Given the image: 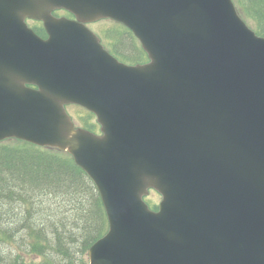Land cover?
<instances>
[{
    "label": "water",
    "instance_id": "water-1",
    "mask_svg": "<svg viewBox=\"0 0 264 264\" xmlns=\"http://www.w3.org/2000/svg\"><path fill=\"white\" fill-rule=\"evenodd\" d=\"M100 19L125 25L149 62L112 57L85 26ZM8 138L68 152L95 185L108 230L89 264H264V38L232 0H0Z\"/></svg>",
    "mask_w": 264,
    "mask_h": 264
},
{
    "label": "trees",
    "instance_id": "trees-1",
    "mask_svg": "<svg viewBox=\"0 0 264 264\" xmlns=\"http://www.w3.org/2000/svg\"><path fill=\"white\" fill-rule=\"evenodd\" d=\"M234 3L264 37V0ZM34 30L44 34L40 26ZM131 36L116 24L107 33L110 49L124 62H143ZM89 117L78 113L74 120L92 130ZM107 227L93 182L67 152L0 143V264H89L87 251Z\"/></svg>",
    "mask_w": 264,
    "mask_h": 264
},
{
    "label": "rangeland",
    "instance_id": "rangeland-1",
    "mask_svg": "<svg viewBox=\"0 0 264 264\" xmlns=\"http://www.w3.org/2000/svg\"><path fill=\"white\" fill-rule=\"evenodd\" d=\"M244 19V18H243ZM244 21L253 29V23L244 19ZM29 25L31 27H34L36 26L34 22H29ZM90 28L95 31L96 33H98L100 36H101V39H103V42L108 46L109 44V40L107 38V33H105V31L109 30V29H112V28H115V23L112 22V21H102L100 23H92L89 25ZM105 34V35H104ZM107 38V39H106ZM67 111L73 115V117H76V114L78 113H81V115L84 116V119L86 116L85 113L81 112L80 109H77V108H72V107H68L67 108ZM90 121L94 124V119L89 117ZM76 123L78 125H81L78 121H76ZM97 132L99 131L98 129L96 130ZM24 142L22 141H19V140H15V139H9V140H5L3 142H1V144H6V145H9V146H20L22 145ZM147 200L149 201L150 203V208H154L156 207V204H158V202L160 201V196L158 194H156L155 192H151L149 194V196L147 197Z\"/></svg>",
    "mask_w": 264,
    "mask_h": 264
}]
</instances>
